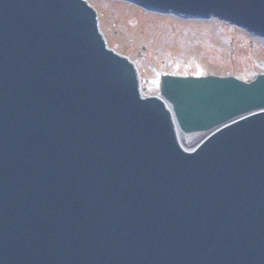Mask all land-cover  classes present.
<instances>
[{
    "label": "rangeland",
    "instance_id": "374dc122",
    "mask_svg": "<svg viewBox=\"0 0 264 264\" xmlns=\"http://www.w3.org/2000/svg\"><path fill=\"white\" fill-rule=\"evenodd\" d=\"M89 1L99 13L101 31L110 47L129 56L143 80L151 76L152 65L156 68L177 66L178 59L196 62L193 65L202 66L204 73L223 76H247V70L255 62L256 72L261 68L259 63L264 64L262 40L252 39L216 21L182 22L168 16L144 13L113 0ZM163 60L167 65L161 66ZM178 67L182 70L181 66ZM202 136L187 146L192 147Z\"/></svg>",
    "mask_w": 264,
    "mask_h": 264
},
{
    "label": "water",
    "instance_id": "95a60500",
    "mask_svg": "<svg viewBox=\"0 0 264 264\" xmlns=\"http://www.w3.org/2000/svg\"><path fill=\"white\" fill-rule=\"evenodd\" d=\"M143 2H147L151 5H165L166 3H168L170 1V4L171 5H175V3H177L176 1H173V0H142ZM185 1H188V0H179V3H185ZM204 1V0H203ZM214 1V0H213ZM212 0H208L207 2H216L217 4H223V5H227V6H231L233 7V9H237L241 12H243V8L244 7H250V4H249V1L250 3H255L256 0H215L213 2ZM260 2V0H258ZM39 7H40V10H41V13L42 14H47L51 7L45 9L44 7L46 6V4H44L42 1L40 3H38ZM216 8H218L217 6H214L213 7V10H215ZM261 7H257V9L259 10ZM251 11H255V10H251ZM256 12V11H255ZM257 13V12H256ZM51 17V16H50ZM89 15H87L86 17V20H87V27L90 28V30L94 33V34H90L89 35V39H90V42H91V46L90 47H101L103 46V42H100L99 39H100V35L98 34V31H96V28H95V25L92 26V22L89 21ZM92 20V19H90ZM248 22V21H247ZM249 23V22H248ZM71 30H73L74 33H78L79 29H80V26L78 25L77 27L73 26L70 28ZM99 41V43L97 44V41ZM22 47H19V49H21ZM53 48L55 49V44L53 45ZM86 46L85 45H81V47L79 46L77 49H78V52L79 53H76L74 54V59L75 61H79V58H81L82 61L84 62H94L96 65H104V64H108L109 62L108 61H105L103 59V57L97 53L96 51L94 50H91L92 53L90 54L89 56V59H86V54H88V52L85 50ZM33 50V47H31L28 51L27 54L31 53ZM56 50V49H55ZM18 58H19V61L21 60V58L23 57V54L22 53H19V55H17ZM15 61H17L15 59ZM210 79H215V80H218L217 78H210ZM259 79V77H258ZM183 79H178V78H174V77H162L161 79V83H160V88H161V93L164 97H166L167 99L171 100L173 102V105L176 106V99L177 97L175 96V93L174 91H179L180 89V82L179 81H182ZM201 80H207V79H199V80H196L194 79L193 81H197V82H200L202 86H205L207 85V81H201ZM1 82V81H0ZM186 83V81H183ZM175 91V92H176ZM222 114L220 113H216L214 114L215 117L217 118H220ZM2 133H4V130L2 131ZM3 135V138H4V134ZM65 147V146H64ZM17 155V154H16ZM12 156H13V153H12ZM261 238V236L259 237ZM0 257H1V254H0Z\"/></svg>",
    "mask_w": 264,
    "mask_h": 264
},
{
    "label": "bare ground",
    "instance_id": "6f19581e",
    "mask_svg": "<svg viewBox=\"0 0 264 264\" xmlns=\"http://www.w3.org/2000/svg\"><path fill=\"white\" fill-rule=\"evenodd\" d=\"M201 134L202 133H191L190 135V137H189V139H185V138H187V137H185V136H181V138H183L181 141H182V144L183 145H185L184 144V142L186 143V145L188 144H192V142L197 138V137H199V136H201Z\"/></svg>",
    "mask_w": 264,
    "mask_h": 264
}]
</instances>
